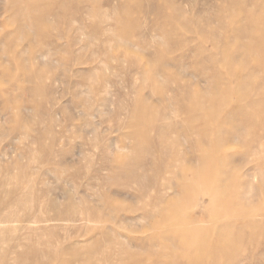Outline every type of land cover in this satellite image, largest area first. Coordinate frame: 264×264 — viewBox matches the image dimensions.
Instances as JSON below:
<instances>
[{"label":"rangeland","instance_id":"374dc122","mask_svg":"<svg viewBox=\"0 0 264 264\" xmlns=\"http://www.w3.org/2000/svg\"><path fill=\"white\" fill-rule=\"evenodd\" d=\"M153 1L0 0V179L27 173L46 190L56 173H80V199L120 209L117 222L42 225L90 264H264V233L247 226L264 215V0ZM187 119L211 138L195 152L202 163L184 162L197 192L183 200L169 191L176 176L163 167L172 158L156 147L161 128ZM116 155L139 157V176L163 172L161 214L141 218L154 203L140 199L144 190ZM59 190L64 208L70 188ZM6 247L0 242L2 258L23 252ZM93 248L90 259L84 252ZM67 255L66 264L82 262Z\"/></svg>","mask_w":264,"mask_h":264},{"label":"bare ground","instance_id":"6f19581e","mask_svg":"<svg viewBox=\"0 0 264 264\" xmlns=\"http://www.w3.org/2000/svg\"><path fill=\"white\" fill-rule=\"evenodd\" d=\"M257 1L259 0H256V2ZM153 2H154L153 5L150 4L152 5L153 10H156V13L161 15V13L165 9L164 5L162 4L156 7L157 5L155 4L156 2L155 1ZM31 7L32 9L28 13H27V10L24 12V14L22 15L23 17L28 16L29 18L33 16L32 14H34V11H36V7L35 6L34 8L33 6ZM73 22L75 23L76 20H73ZM96 25L98 24L96 23ZM97 27H95V29H97ZM92 31H94V29ZM121 38H122V35L116 34L114 35L113 41L116 39L119 40ZM137 42H134V43H136L137 45ZM129 44L131 43L129 42ZM134 45L135 44H132V46ZM262 48H264V46H262ZM45 55L48 57V55H51V53L44 54V56ZM0 67H1V64H0ZM260 67L264 68V64H261ZM182 110H183V106H181L179 110L176 109V111L173 109L172 113H166L165 120L170 121V118L173 117V113L181 112ZM184 122L187 124L183 126H180V125L173 126L171 125L172 124L171 122H168L165 125V127H163L164 125L162 124L163 125L162 126L163 128H161L162 132L160 130L159 132H157L158 134L160 133L159 135L161 137L160 138L161 141L159 143V146L156 147V150L157 151L159 150L163 153L165 152L164 154L172 158V161L166 162V165L163 167L164 170L166 169V170L173 171L174 175L176 176V179H173L171 182L172 184L169 186V191L171 192V194L174 196L179 193V195L183 197V200H188V199L190 200L193 198L191 196H193L197 192V189L195 186L196 181H195V178L186 177V169L183 167L184 162L188 161L190 165H193L194 162L202 163L203 158L196 157L195 152L196 150L200 148V142L206 138L207 139L211 138V136L207 129L198 130L190 126L188 123L189 122L188 119H187V122L186 121ZM172 126L173 128H171ZM134 127H136V124ZM136 129L138 131L139 128H136ZM166 129L174 130L172 135L170 134L171 136L166 135L168 134L167 133L168 131L167 132L165 131ZM93 131L94 130H92V132ZM220 131L222 130H217V132H220ZM138 132L137 134L142 135L141 133H138ZM240 132H237L235 134V139L239 138V135L241 134ZM187 134H190V135L196 134L198 136L197 141H194L193 138H190ZM138 137L139 135H137V140H139L140 142V139ZM140 143H137V144H140ZM132 147L130 148L132 149V152L134 151L136 153L139 150V148L141 150V146L139 145L137 146L135 145ZM146 147H145V150H146ZM118 150H125V148H121ZM141 151L139 152V155L142 154ZM151 152H154V150ZM135 155H138V152ZM138 158H134V160L132 161V159H130L128 155V156H122L119 160L118 156L117 155L115 156L117 165L123 171V174L126 176V179L130 180L132 183L137 181L142 187V189L144 190L143 196L140 199L141 200L150 199L154 203L153 211L146 210L145 216L143 215V217H141L142 219H148L152 217L153 213L157 215V214H161L164 211L163 204L166 202L168 196H165L167 194L161 191V179L163 178L162 171L158 170L156 172L157 174L155 173V176L152 175V179H148L147 175L142 176L140 174L141 176H139L136 174V173H139L138 171L139 169H141L142 171L144 170L142 169L144 167L142 168L138 167L139 166L138 163H140L141 161L140 160L136 162ZM135 164L136 166L138 164V166L136 167ZM133 165L134 167L137 168L138 172L134 171L135 168L133 167ZM18 170H20V168ZM77 171H78V168H77ZM145 171H146V168H145ZM5 172H4L3 178L0 179V242H1V247L3 248V246L6 247L10 245L12 248V251L17 250V249H22L23 252L20 250V252H22L20 256L15 257V255H13L12 257L7 259V258H2L1 251H0V262H1L0 264H66L67 261L64 258V255H67V254H68L67 256H71V260L72 258L75 261L77 260V258H80L82 260V257L80 255V250H78V248L74 246L72 248H65V247L62 248L63 242L59 241V239L54 237V233L52 232V230H50V228L48 227L46 228L44 226H47L48 224L50 225L53 223L62 224V223L70 222V223L80 224L84 227H91L92 223H102L104 219L105 220L109 219L112 222H115V221L117 222V220L120 219L121 210L115 207V205L110 207L112 204L111 201L107 202L106 200L104 201L102 200L100 203H97L96 206H91L87 200L79 198V195H78L79 191L77 192V190L79 189L76 183V181L79 180L80 178L79 172H77L79 174H75L72 176L70 174L69 177H67L65 172L56 173L54 176L56 179V186L53 188L48 187L49 189H46L47 186L44 185L43 183L42 186H45L44 188L46 190H38L34 182L28 179V175H26L27 173L23 174V173L18 172L19 174L17 173L16 175L14 173L11 174V172L5 174ZM148 176H149V173H148ZM193 176L195 177V175ZM65 177H66V180H64ZM39 183L41 184V182ZM62 183L66 184L70 188V190L67 192L68 195L66 194L67 201L68 200L69 201L64 208L59 207L63 203V202L60 203L61 199L64 198V196H60L61 192L59 190L60 185ZM224 188H227V186L225 185ZM53 196H57V198L54 199V201L52 202V198H54ZM1 200H3L2 201L3 203H1ZM3 205H6L7 209L5 211H3L2 209L3 212H1V208H3ZM47 205L55 206L54 207L55 209L53 210V214L46 211ZM20 211L21 212L23 211L24 213L19 214ZM240 215L241 217L246 216L245 213H241ZM125 220L123 219L124 222H126ZM247 226L251 227V229H253L254 231H261L264 233V215H259L255 219L248 220ZM114 232L115 231L112 229H108L105 232L106 233L105 241L108 246H113V244H115V240L113 238ZM189 233L191 234V236L195 235L193 234L194 232L192 229L189 230ZM195 239L199 240L200 238H195ZM97 244L99 245V243ZM204 245H205L204 248L209 249V247H207L208 245L206 244ZM119 246L121 247L120 244ZM201 246H203V244ZM6 248L9 249V247H6ZM97 252L98 250L93 248V249L85 250L84 253L86 254V256H88V258L91 259L94 256H96L95 254H97ZM123 256H121L120 261H123ZM90 263H91V260H87V261L82 260V262H77L75 264H90ZM189 264H195V263H189Z\"/></svg>","mask_w":264,"mask_h":264}]
</instances>
